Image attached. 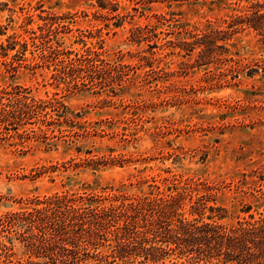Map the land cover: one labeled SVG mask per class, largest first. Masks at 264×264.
Returning <instances> with one entry per match:
<instances>
[{"label": "rangeland", "instance_id": "1", "mask_svg": "<svg viewBox=\"0 0 264 264\" xmlns=\"http://www.w3.org/2000/svg\"><path fill=\"white\" fill-rule=\"evenodd\" d=\"M114 2L118 11L112 10ZM233 7L225 0H0V43H28L26 60H14L21 65L16 72L7 62L20 45L0 56V86L21 84L39 97L56 94L85 128L84 134L65 141L59 135L52 149L39 140L22 150L9 141L0 143V216L24 206L28 197L66 190L141 194L155 183L167 191L173 177L213 185L217 201L229 210L225 221L247 215L241 211L247 204L252 212L262 211L264 199L256 189L264 167V70L253 76L245 70L236 84L219 83L207 73L219 66L183 73L178 49L168 54L173 49L162 45L154 49V57L165 72L148 83L143 81L148 67H140V54H150L148 46L132 39V28L155 24V14L202 28L210 21L222 22ZM118 12L127 16L116 26L112 16ZM52 19V28L59 27L50 34L54 44L73 52L97 49L110 61L120 59L138 69L123 77V85L115 83L117 93L108 87L101 92L67 90L55 82L52 63L43 62L34 46ZM232 53L243 64L264 66V42L250 29L236 35ZM90 155L116 159L98 170L75 167L71 161ZM13 250L14 258L22 257L25 264L22 245L15 241ZM0 264L10 263L1 255Z\"/></svg>", "mask_w": 264, "mask_h": 264}, {"label": "trees", "instance_id": "2", "mask_svg": "<svg viewBox=\"0 0 264 264\" xmlns=\"http://www.w3.org/2000/svg\"><path fill=\"white\" fill-rule=\"evenodd\" d=\"M155 1L186 0L138 3ZM225 1L234 5L232 12L222 22L210 21L202 28L189 27L165 13L155 14V24L133 27L132 39L146 43L150 52L140 54V67H148L143 81L151 83L165 72L154 57V49L162 45L173 49L168 54L178 49L184 58L179 63L183 73L196 67L219 66L218 71L207 70L209 78L219 83L236 84L243 71L253 76L264 70L258 62L241 63L232 53L236 35L244 30H252L264 42V0ZM119 7L114 2L112 10ZM126 16L113 14L115 25H121ZM53 20L46 22L41 35L36 36L40 42L34 46L43 62L52 63L55 82L67 90L101 92L108 87L117 93L115 83L123 85V77L138 69L120 59L110 61L97 49L73 52L58 42L54 44L50 34L59 27L52 28ZM161 26L167 28L159 29ZM17 45L20 48L7 62L13 72L21 66L14 64L15 59L26 60L28 43H0V56L5 57ZM84 132V126L56 94L39 97L21 84L0 86V143L9 141L22 150L29 141L39 140L52 149L58 145L54 139L59 135L65 141ZM115 159L90 155L79 162L71 161L75 167L98 170L115 163ZM257 176L256 191L264 199V167ZM215 190L199 179L173 177L167 191L155 183L149 192L141 194L66 190L28 197L22 200L24 206L0 216V256L10 264H21L22 257L14 258L17 241L27 256L25 264H264V209L252 212V205L247 204L241 209L247 215L225 221L229 210L217 201Z\"/></svg>", "mask_w": 264, "mask_h": 264}]
</instances>
